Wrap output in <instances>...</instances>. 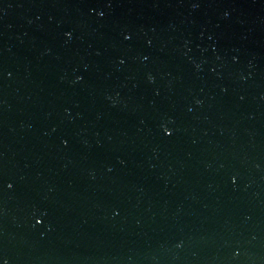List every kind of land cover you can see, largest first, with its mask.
Listing matches in <instances>:
<instances>
[{"label": "water", "instance_id": "1", "mask_svg": "<svg viewBox=\"0 0 264 264\" xmlns=\"http://www.w3.org/2000/svg\"><path fill=\"white\" fill-rule=\"evenodd\" d=\"M0 264H264V0H0Z\"/></svg>", "mask_w": 264, "mask_h": 264}]
</instances>
